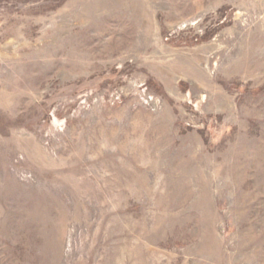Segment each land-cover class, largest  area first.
I'll use <instances>...</instances> for the list:
<instances>
[{
    "label": "rangeland",
    "instance_id": "rangeland-1",
    "mask_svg": "<svg viewBox=\"0 0 264 264\" xmlns=\"http://www.w3.org/2000/svg\"><path fill=\"white\" fill-rule=\"evenodd\" d=\"M129 249L264 264V0H0V264Z\"/></svg>",
    "mask_w": 264,
    "mask_h": 264
},
{
    "label": "bare ground",
    "instance_id": "bare-ground-1",
    "mask_svg": "<svg viewBox=\"0 0 264 264\" xmlns=\"http://www.w3.org/2000/svg\"><path fill=\"white\" fill-rule=\"evenodd\" d=\"M128 232H129V231H128ZM126 239H127L126 244H127L128 246H130L131 232H129L128 234H126ZM116 246H117V245H116ZM131 261H132L131 250L129 249V253H128V256H127L126 264H131Z\"/></svg>",
    "mask_w": 264,
    "mask_h": 264
}]
</instances>
